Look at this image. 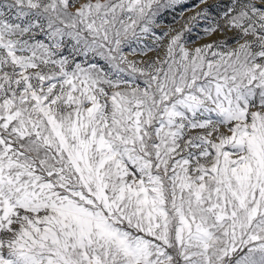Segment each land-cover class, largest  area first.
Returning <instances> with one entry per match:
<instances>
[{
  "label": "snow or ice",
  "instance_id": "6c2138e0",
  "mask_svg": "<svg viewBox=\"0 0 264 264\" xmlns=\"http://www.w3.org/2000/svg\"><path fill=\"white\" fill-rule=\"evenodd\" d=\"M0 264H264V0H0Z\"/></svg>",
  "mask_w": 264,
  "mask_h": 264
}]
</instances>
